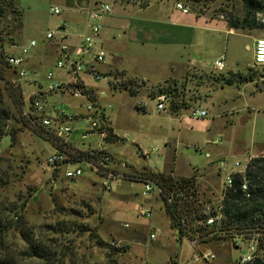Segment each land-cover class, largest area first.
Here are the masks:
<instances>
[{
  "label": "rangeland",
  "instance_id": "1",
  "mask_svg": "<svg viewBox=\"0 0 264 264\" xmlns=\"http://www.w3.org/2000/svg\"><path fill=\"white\" fill-rule=\"evenodd\" d=\"M64 1L14 0L12 11L6 12L0 22V84L5 87L6 82L17 81L4 63L5 57L16 52L19 46L34 41L36 46L29 56L39 57L40 65L35 72L25 66L27 77L18 82L24 105H27L29 97L45 90V76L49 71L56 77L60 73L54 68L55 45L47 42L45 35L65 21L70 25L66 30L67 43L72 45L80 32L78 23L84 20L83 14L78 12L80 8L95 1L109 4L111 15L103 20L100 33L105 60L123 66L127 77L135 78L132 75L141 71L147 80L144 87L133 92L109 89L104 81H86L89 87L105 88L106 96H100L99 101L111 106L107 111L108 122L120 140L103 142V150L111 156L110 167L119 178L111 182L110 191H104L100 178L82 166V177L66 180L61 169L53 170L47 165L52 148L35 128L29 124L13 125L18 130L14 144L8 136L0 141V158L4 160L0 161V175L5 172L9 177L7 183L0 186V202L32 194L27 198L24 215L27 223L41 232L43 226L62 220L78 225V232L62 240L69 264H119L143 257L151 264H203L196 261V250L188 239L179 238L171 230L159 196L153 203L151 220L159 234L155 241H147V221L138 216L137 207H149L152 196L143 193V183L127 181L124 174L147 167L172 172L175 177L193 176L198 199L204 202L220 196L225 172L217 174L219 161L225 160L228 167L236 161H241L242 165L254 153L255 146H258L257 155H264V90L255 82L221 86L216 80L229 77L231 73L245 74L250 68L260 76L259 81L264 79V68L253 67V41L264 38V11L256 15L257 22L263 26L233 29L230 34L194 31L193 39L185 46L180 45L177 60L170 64L160 56L168 42H163L164 38L160 42H141L137 31L142 29L145 20L166 15L173 8L172 0H150L146 7L129 0H69L67 6ZM126 2L128 4L120 9V3ZM53 6H58L61 14H51ZM194 9L207 16L220 14L217 18L222 16L223 20L231 12L241 18L243 0H202ZM221 55L225 67L218 72L212 64ZM164 82L172 84L165 87L169 90L165 92L167 106L172 97H183L189 104L187 110L177 114L156 111V100L148 92ZM41 99L52 106L48 112L51 115L56 111L80 115L84 111L78 104L86 105L70 97L61 101V97L54 94H45ZM191 108L206 110L207 116L203 119L209 120V126L205 131L182 118ZM70 125L74 129L72 141H77L88 127L81 118ZM98 142L96 136L83 141L91 145ZM145 153H149L146 158ZM84 228L91 229L102 246L88 232H82ZM43 234L46 238L56 236ZM112 240H120L119 254L109 248ZM7 241L12 247L20 244L16 234ZM197 249H211L216 255L215 264H236L241 254L227 244L221 247L213 241Z\"/></svg>",
  "mask_w": 264,
  "mask_h": 264
},
{
  "label": "built area",
  "instance_id": "2",
  "mask_svg": "<svg viewBox=\"0 0 264 264\" xmlns=\"http://www.w3.org/2000/svg\"><path fill=\"white\" fill-rule=\"evenodd\" d=\"M174 8L182 14L191 13V8L183 0H172ZM129 2L139 5L149 4L150 0H129ZM83 14L82 30L76 34V40L72 45L67 43L69 34L66 30L69 24L65 21L60 23L55 31H50L45 35V40L55 45L54 52L56 59L54 68L60 72L56 77L53 71H49L45 79L47 85L44 91L29 97L28 104L23 106L22 117L32 125L39 136L44 138L52 148V153L47 157L46 163L53 170H62V176L66 180H76L83 176V168L90 169L97 175L104 191H110V184L119 178V175L110 167L111 156L103 150V142L108 136V129L111 128L108 122L107 111L110 105H102L99 97L106 96L105 88L95 89L86 85V81L95 83L103 82L109 89L136 91L144 80L127 77L123 72L114 76L101 72L97 66L104 63L105 53L100 45V33L102 31L103 20L111 15V6L103 1H95L85 5L78 11ZM53 15L61 14L58 6L50 8ZM222 19V16H220ZM36 46L34 41L27 45L19 46L17 51L8 54L5 65L13 71L18 84L20 80L26 79L25 64L29 58V53ZM214 70L221 72L224 67V57L221 56L212 64ZM253 67L264 68V38L257 39L253 49ZM264 80V79H263ZM39 85V84H38ZM45 94H54L61 97V101L66 97L74 98L85 102L78 104L83 108V113L66 114L64 111H56L49 114L52 106L46 105L42 101ZM156 111L167 110L168 96L160 92L155 96ZM144 108L143 105L140 106ZM207 116L204 109L193 108L190 117L203 119ZM83 119L88 123V127L78 137L77 141H72L74 129L71 123L78 119ZM91 136H96L98 143L91 145L88 150L79 149L83 141ZM89 151L91 155L99 156L98 159H82L80 152ZM149 153L143 154L146 158ZM251 158L243 161H236L231 167L227 166L225 160L219 161L218 172H225L219 198L215 197L211 201H201L198 199L186 200L184 194L192 191L188 181H178L170 190H163L158 184L151 181H143V193L151 194L152 203L149 207H137L138 216L147 221V241H155L159 230L152 226L151 220L154 213L153 203L159 196L164 204V211L169 208L175 212L177 225L173 231L179 238L185 237L196 250V261L203 264H215L216 255L208 249L199 250L197 248L207 247L209 242H217L221 247L227 244L230 248L241 251L236 260V264H254L256 260L264 262V228L259 231L248 233L240 232L235 228L227 227V218L224 215V200L227 192H234V182L240 179L239 191L244 198L250 195V183L245 176L246 169ZM196 186V184H195ZM197 189V188H196ZM192 194V193H190ZM184 204V205H183ZM187 209L189 211L187 212ZM190 213V216L188 214ZM168 217L169 215L166 214ZM170 219V218H169ZM127 227V226H126ZM172 230V229H171ZM120 240H112L109 248L119 254L121 249ZM119 264H151L145 257L136 261Z\"/></svg>",
  "mask_w": 264,
  "mask_h": 264
},
{
  "label": "trees",
  "instance_id": "3",
  "mask_svg": "<svg viewBox=\"0 0 264 264\" xmlns=\"http://www.w3.org/2000/svg\"><path fill=\"white\" fill-rule=\"evenodd\" d=\"M183 1L190 6L192 12L197 16L203 14L201 12L196 13L194 9L202 0ZM13 5L14 0H0V22L5 17L6 12L12 11ZM147 5L142 4L141 7H146ZM263 11L264 0H243V16L239 18L231 12L225 21L229 29L263 26V24L257 22L256 18V15ZM219 15H211L209 17L217 18ZM18 16H20L19 12ZM107 74L116 76L120 73L118 70H112L107 72ZM259 77L250 68L245 74L231 73L229 77L222 76L216 78V80L221 86L255 82L257 86L264 90V80L259 81ZM18 87V84L11 82H6L5 87L0 84V141L4 136H8L11 144L16 141L18 133V130L13 125L15 127L20 124L28 125L22 117L24 99ZM157 89L158 93L169 91L162 87ZM152 97L155 98V96ZM184 108H187L185 98L172 97L168 105V111L171 114H177L178 111ZM119 140L120 138L113 133L112 128H109L105 142L112 143ZM80 155L82 159L87 160L100 158L99 156L91 155L89 151L80 152ZM0 161L4 160L0 158ZM2 173L3 175H0V186H4L9 180L8 174ZM245 176L250 183L249 197L244 198L241 195L239 191L240 179L236 178L233 188L235 191L227 192L224 200V215L227 218V227L248 233L264 228V155L250 159ZM124 177L125 180L132 182L151 181L158 184L163 190H170L178 181H188L193 190L185 193L184 197L186 200L196 199L197 189L193 176L189 178L175 177L172 172H159L144 167L141 171L124 174ZM31 195L28 194V197ZM191 195L192 197L190 198ZM28 197L17 196L12 201L0 202V264H69L68 253L62 248V240H65L68 235L78 232L80 227L65 220L43 226L44 230L42 232L40 229L30 226L24 215ZM188 211L189 209H187ZM166 214L169 215L170 228L173 230L177 225L175 212L167 208ZM188 216H190V213ZM81 231L88 232L91 238L96 239L91 229L84 228ZM43 233L56 236L46 238ZM12 234L18 236L20 243L14 247L9 245L7 241ZM96 241L98 240L96 239ZM97 243L102 246V242L98 241ZM254 264H264V262L256 260Z\"/></svg>",
  "mask_w": 264,
  "mask_h": 264
},
{
  "label": "crops",
  "instance_id": "4",
  "mask_svg": "<svg viewBox=\"0 0 264 264\" xmlns=\"http://www.w3.org/2000/svg\"><path fill=\"white\" fill-rule=\"evenodd\" d=\"M64 3L69 5V0L64 1ZM87 3L86 5H88ZM120 9H122V5L128 4L126 3H120ZM69 9V7H67ZM70 26V25H69ZM78 29L79 31L82 30V21L78 23ZM194 31H201V32H206V33H211V34H230L232 33L233 29H229L227 26V23L225 20L221 18H211L205 14L202 15H196L194 12L185 15L182 14L180 11L176 10L174 8H171L166 15L160 16L159 18L156 19H148L145 20L144 26L142 29L137 31V37L143 42L144 40H157L160 42L162 38H164L163 42H168L165 45H168V47H164L161 51H163V54L160 55L163 60H165L167 63L172 64L174 61L177 60V50L180 49V45L182 44L185 46V43H188L190 39H193V32ZM195 33V32H194ZM192 34V36H191ZM165 38L168 39V41H165ZM257 40V39H256ZM254 40L253 42H255ZM174 47V48H173ZM179 55V54H178ZM223 56V55H221ZM220 56V57H221ZM142 57H145L144 55ZM219 57V58H220ZM120 64V63H119ZM40 65V58L32 56L28 58L25 66H28V69L31 72H35L38 66ZM97 68L100 70L102 68L104 73H107L112 70H118L123 72L125 75L126 69L118 65V63L113 62L112 60H105L104 63L100 64L97 66ZM137 74L132 75L135 78L144 80V85L145 82L147 81L146 78L144 77V73L141 71H137ZM128 76V75H127ZM245 82L244 84H246ZM171 82L168 83H158L157 88H167V87H172ZM143 85V87H144ZM160 85V86H159ZM234 85V84H232ZM142 87V86H141ZM140 87V88H141ZM140 88H138L136 91H138ZM154 89L151 92H148L150 95L149 96H156L158 94V89ZM187 108L181 109V110H187L189 108V104L185 101ZM167 106V104H166ZM193 108H191L189 111L191 112ZM204 109V108H200ZM168 110V106H167ZM169 112V111H168ZM179 112V111H178ZM185 122L195 124V126L198 128V130L205 131V129L209 126V120L207 119H194L190 117V113L186 116H182ZM112 128V126L110 125ZM113 133L114 129L112 128ZM89 143L83 145H79V149L81 150H88L89 149ZM256 150L254 153L247 158H253L257 157L258 155V146H255ZM189 178V177H187Z\"/></svg>",
  "mask_w": 264,
  "mask_h": 264
}]
</instances>
